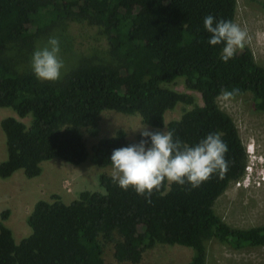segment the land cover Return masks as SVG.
Segmentation results:
<instances>
[{
	"label": "trees",
	"instance_id": "16d2710c",
	"mask_svg": "<svg viewBox=\"0 0 264 264\" xmlns=\"http://www.w3.org/2000/svg\"><path fill=\"white\" fill-rule=\"evenodd\" d=\"M264 12V0H244ZM237 0H0V107L14 116L0 120L6 158L0 178L22 169L38 176L40 163L59 158L80 164L91 157L98 166H112L113 150L138 143L124 128L100 137L90 150L83 129L97 134L103 110L138 114L150 131L162 130L165 112L184 108L166 123L173 139L195 146L218 132L228 146L227 171L214 174L200 187L165 182L148 202L132 188L121 189L112 175L101 174L104 191L82 190L69 203L58 195L38 200L27 217L31 232L18 243L12 230L0 222V264H104L103 241L113 244L120 262H138L158 243L190 247L185 264H206V241L217 239L234 249L264 245V223L236 228L213 209L217 197L248 166V152L228 113L216 103L222 89H238L252 96L253 108L264 111V65L245 45L223 62V45H210L204 18L235 22ZM87 18L104 28L110 53L118 64L83 63L58 81L38 79L33 71L18 70L5 53L11 44L48 32L69 15ZM183 78L192 94L172 87ZM8 210L1 213L6 219Z\"/></svg>",
	"mask_w": 264,
	"mask_h": 264
},
{
	"label": "rangeland",
	"instance_id": "374dc122",
	"mask_svg": "<svg viewBox=\"0 0 264 264\" xmlns=\"http://www.w3.org/2000/svg\"><path fill=\"white\" fill-rule=\"evenodd\" d=\"M234 23L247 31L246 45L252 50L255 60L264 65V12L249 7L244 0H237ZM50 37H56L60 42L59 58L64 63L61 77L72 68L87 62L118 64L110 53L104 28L74 14L60 19L46 33L9 45L5 53L18 70L33 71V52L44 47ZM172 87L192 94L197 103H202L200 94L189 89L183 78L178 79ZM216 103L233 119L248 152V166L245 174L231 181L217 197L213 209L232 227L261 225L264 223V111L253 108L250 93L228 100L219 94ZM189 107L177 104L167 110L162 130L166 131V123L178 118L183 109ZM6 116H14L27 125L32 118L31 115L19 117L12 108L0 107V120ZM144 126L151 129L138 114L103 110L98 119L97 134L92 135L84 128V140L90 150L100 137L110 136L120 127L134 140ZM5 158V135L0 126V161ZM40 165L41 173L32 178L26 177L22 169L16 170L8 178H0V222L12 230L16 243L31 232L27 217L36 201L53 200L58 195L63 202L69 203L82 190L103 192L99 176L103 173L112 175V166H98L91 157L80 164L52 158L42 161ZM4 210H8V214L2 220L1 213ZM102 242L104 264H185L193 256L190 247L158 243L146 249L138 262H120L114 258L112 242ZM206 252V264H264V245L234 249L217 239H210L206 241Z\"/></svg>",
	"mask_w": 264,
	"mask_h": 264
},
{
	"label": "clouds",
	"instance_id": "9594fccd",
	"mask_svg": "<svg viewBox=\"0 0 264 264\" xmlns=\"http://www.w3.org/2000/svg\"><path fill=\"white\" fill-rule=\"evenodd\" d=\"M204 28L211 34L210 45H223L221 60L228 62L248 40V33L231 20H217L209 14L204 18ZM60 42L50 37L46 45L32 55V70L38 79L58 81L64 68L59 58ZM238 89H222L220 96L228 100L238 94ZM142 139L127 147L113 150L110 162L112 180L121 189L132 188L148 202L154 192H161L165 185L175 183L200 187L214 174L223 175L228 168L225 155L228 146L218 132L210 133L195 146L173 139L172 131H150L140 128Z\"/></svg>",
	"mask_w": 264,
	"mask_h": 264
}]
</instances>
